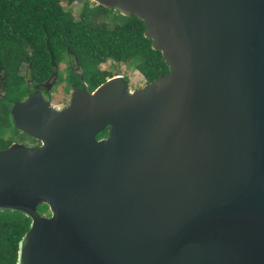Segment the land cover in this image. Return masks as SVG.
Wrapping results in <instances>:
<instances>
[{
  "label": "water",
  "instance_id": "95a60500",
  "mask_svg": "<svg viewBox=\"0 0 264 264\" xmlns=\"http://www.w3.org/2000/svg\"><path fill=\"white\" fill-rule=\"evenodd\" d=\"M93 1L170 70L14 103L42 141L0 151V210L32 219L17 264H264V0Z\"/></svg>",
  "mask_w": 264,
  "mask_h": 264
},
{
  "label": "trees",
  "instance_id": "16d2710c",
  "mask_svg": "<svg viewBox=\"0 0 264 264\" xmlns=\"http://www.w3.org/2000/svg\"><path fill=\"white\" fill-rule=\"evenodd\" d=\"M74 1L0 0V151L14 142L35 141L15 127L12 108L57 71L62 80L63 72L58 70L62 62L68 64V90L86 87L94 91L114 76L101 67L109 60L131 65L146 82L170 70L163 53L145 35L144 20L91 0H81L77 18L67 7ZM38 211L51 215L45 203ZM31 223L23 212L0 210V264H17L20 240Z\"/></svg>",
  "mask_w": 264,
  "mask_h": 264
},
{
  "label": "rangeland",
  "instance_id": "374dc122",
  "mask_svg": "<svg viewBox=\"0 0 264 264\" xmlns=\"http://www.w3.org/2000/svg\"><path fill=\"white\" fill-rule=\"evenodd\" d=\"M93 1V0H91ZM95 2V1H93ZM63 4L67 5V2H63ZM83 2L81 0H75L72 5L67 7H71L73 9L74 14L77 18L80 17V13L82 10ZM67 63L62 62L59 65V71L63 72V79L59 81V76H57V82L55 88L51 92V103L54 107L58 109H62L63 107L67 106L72 97V90H68L66 88L67 80L66 76L67 73L65 72ZM102 69L110 70L115 75H122L128 77L130 81V89L134 90L144 86L147 82L144 76L140 71L128 65L127 63H118L112 60L107 61L101 65ZM26 71V70H25Z\"/></svg>",
  "mask_w": 264,
  "mask_h": 264
},
{
  "label": "flooded vegetation",
  "instance_id": "af4514ba",
  "mask_svg": "<svg viewBox=\"0 0 264 264\" xmlns=\"http://www.w3.org/2000/svg\"><path fill=\"white\" fill-rule=\"evenodd\" d=\"M68 67V64L66 65V68ZM57 76H58V71H57V73H56V75L54 76V77H52L51 79H49V80H47L46 82H44V83H41V84H37L36 85V89H37V91L36 92H42L43 93V95H44V97L46 98V99H48V100H50L49 98L51 97V92H52V90L55 88V86H56V82H57ZM125 78H126V76H124ZM128 78V77H127ZM126 78V79H127ZM128 81H129V79H127ZM130 82V81H129ZM66 88H67V84H66ZM86 88V87H85ZM75 89H78V88H73V89H71L72 90V93H73V91L75 90ZM71 99H72V97H71ZM51 101V100H50ZM71 101V100H70ZM70 103V102H69ZM66 107V106H65ZM64 108V107H63ZM107 132L109 131V128H106L105 129ZM104 130V131H105ZM104 131H102V132H104ZM102 132H100V133H98L97 135H96V138L97 139H102V138H105V137H107L108 136V133H107V135L106 136H100L101 135V133ZM33 138V137H32ZM34 140L35 141H33V142H27V143H24V142H21V143H24V144H27V145H38V146H40V145H42V141L40 140V139H36V138H34Z\"/></svg>",
  "mask_w": 264,
  "mask_h": 264
}]
</instances>
